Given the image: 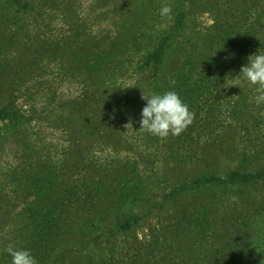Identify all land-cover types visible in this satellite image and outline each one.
I'll return each instance as SVG.
<instances>
[{
  "label": "trees",
  "instance_id": "obj_1",
  "mask_svg": "<svg viewBox=\"0 0 264 264\" xmlns=\"http://www.w3.org/2000/svg\"><path fill=\"white\" fill-rule=\"evenodd\" d=\"M258 3L260 0H175L171 3L169 24L163 28L153 25L148 36L132 21L130 27L117 28L115 36L103 45H87L84 39L72 41V35L67 36L65 52L72 56L65 68L77 73V80L86 82L88 93L68 102L72 111L66 125L72 137L85 146L75 149L63 167L54 164L36 174L39 166L33 165L31 159L24 164L31 174L23 180V190L28 189L33 199L20 211L19 229L13 228L14 236L21 239L14 248L30 250L37 264H156L157 259L158 264H199L202 255L203 264H233L241 259L244 264L241 254L250 235L245 217L255 212L264 222V210H246L240 222L230 223L220 233L209 209L203 211L198 203L189 199L181 202L180 198L193 189L221 184L229 186L236 201L248 197L247 191L264 183V164L254 167V157L243 152L227 172H205L196 166L192 172H183L179 167L171 174L159 172L157 181L150 165L151 173L129 162L133 181L130 185L124 179L127 159L117 154L125 151L121 144L127 117L131 115L136 128L140 127L138 114L146 103L142 94L174 90L193 112L195 107L199 108L200 98L205 99L210 90L218 89L221 80L228 75H240L241 66L251 54L257 50L264 52V9ZM5 5L2 7L15 8V13L33 12L37 1L6 0ZM208 6L216 7L218 18L204 30L195 28L190 22L191 14ZM131 59L136 61L130 74L134 81L127 85L119 78L131 72L125 68V62ZM17 72L15 69L14 73ZM237 92L236 102L230 105L232 115L239 121L245 112L253 113L245 109L248 94ZM19 93L20 89H12L5 96V103L0 104V137L5 127L26 123V115L17 102ZM74 112L77 116L71 122ZM191 125H197L195 118ZM176 141L177 150L182 152L184 142L179 144V138ZM109 143L111 160L100 159L98 164L104 163V168H92L88 152L106 148ZM215 148L211 155L219 151ZM193 155L194 152L191 158ZM173 158L176 162L171 163L179 165V157ZM82 165L85 170L79 172ZM155 181L164 184L159 200L156 192L151 191ZM211 201L215 203L214 197ZM175 206L182 207L184 231L172 236L160 234L161 238L144 246H133L135 252L130 259L115 260L114 253L128 247V236L139 221L148 213Z\"/></svg>",
  "mask_w": 264,
  "mask_h": 264
},
{
  "label": "rangeland",
  "instance_id": "obj_2",
  "mask_svg": "<svg viewBox=\"0 0 264 264\" xmlns=\"http://www.w3.org/2000/svg\"><path fill=\"white\" fill-rule=\"evenodd\" d=\"M4 1L0 0V104L5 103V96L12 89H20L17 102L26 115V123L18 127H5L0 137V264H11V257L5 249L15 247V243L20 244L21 239L14 236L13 228L19 229L20 211L33 199L28 189L23 190V180L30 173L24 164L31 159L33 165L39 166L36 168L39 172H34L36 174L54 164L63 167L70 161L75 149L85 146L72 137L66 125L72 111L68 102L88 93L86 82L77 80L78 74L65 68L72 56L71 52H65L67 36L71 34L72 41L84 39L87 45H103L115 36L117 28L122 25L130 27L131 21L139 26L140 32L146 31L148 36L153 25L163 28L169 24L172 19L171 3L175 0H36L37 6L33 12L21 13H15L16 9L10 6L2 7V4L6 6ZM260 2L259 7L264 9V0ZM165 5L170 7V13L162 16L161 8ZM215 9L208 6L196 10L191 14V24L203 30L212 26L218 18ZM135 66L133 59L125 62L126 70H134ZM42 67L44 69L40 72ZM15 69L17 73H14ZM132 70L127 76L119 78V82L127 85L133 82L130 76ZM7 74L10 79L6 80ZM239 83L240 75H228L220 81L218 89L210 90L205 99L201 97L199 108L193 109L197 125L190 124L178 136L169 135L162 139L150 135L136 128L134 119L129 115L125 128H122L125 139L121 145L125 151L117 154L127 159L126 182L130 185L133 183L129 162H135L137 169L149 173L150 165L157 181L159 172L171 174V170L179 167L183 172L194 171V166L205 172L213 169L227 172L235 166V160L243 152L254 157V167L264 164V105L258 107L253 102L256 95L254 85L244 83L242 88L231 85ZM238 90L248 94L245 109L253 113L245 112L239 121L231 112V105L238 98ZM76 116L74 112L71 122ZM137 129H140L139 133ZM176 138H179V144L181 141L185 144L182 152L177 150ZM113 141L117 143L115 138ZM111 144L89 151L87 155L92 163L89 161L86 165L89 163L99 170L104 168V163L98 164V160H111L112 155L108 150ZM214 148L219 151L211 155ZM192 152L194 155L191 158ZM172 155L179 157V165L172 164L176 162ZM84 170L85 166L82 165L79 172ZM157 181L153 183L156 184L151 191L156 192V199L159 200L158 194L163 192L164 184H157ZM28 186L33 189L29 182ZM253 187V191H247L248 197L237 198L236 201L229 186L206 185L187 192L180 201L189 199L198 203L203 211L209 209L215 215L216 230L222 233L230 223L240 222L242 214L246 216V210H264V183L262 186L257 183ZM212 197L215 203L211 201ZM181 209L165 207L148 213L128 236V247L114 253L115 260L130 259L135 252L133 246H144L153 239L161 238L160 234L169 233L167 236H172L177 231H184ZM259 215L254 212L245 217V228L250 235L249 243L241 254L245 258L244 264H264V222ZM202 256L199 264L204 263ZM2 259L5 263H2ZM159 262L157 259L156 264ZM241 262L242 259L235 260L233 264Z\"/></svg>",
  "mask_w": 264,
  "mask_h": 264
},
{
  "label": "clouds",
  "instance_id": "obj_3",
  "mask_svg": "<svg viewBox=\"0 0 264 264\" xmlns=\"http://www.w3.org/2000/svg\"><path fill=\"white\" fill-rule=\"evenodd\" d=\"M170 13V7L161 8V15ZM240 88L244 83L256 86V95L253 102L256 106L264 105V52L251 54L247 63L242 65L239 71ZM142 100L146 101L140 112V129L147 133L167 138L169 135L178 136L192 123L194 113L189 105L174 90L162 93L154 92L148 95L142 94ZM5 251L11 257V264H37L31 251L26 248H14L8 246Z\"/></svg>",
  "mask_w": 264,
  "mask_h": 264
}]
</instances>
